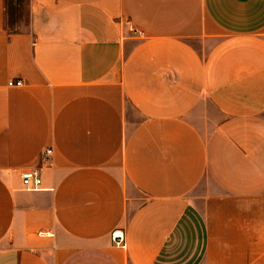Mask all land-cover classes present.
Instances as JSON below:
<instances>
[{"label": "crops", "instance_id": "0c3cea01", "mask_svg": "<svg viewBox=\"0 0 264 264\" xmlns=\"http://www.w3.org/2000/svg\"><path fill=\"white\" fill-rule=\"evenodd\" d=\"M23 2L13 27L0 0V264H264V0Z\"/></svg>", "mask_w": 264, "mask_h": 264}, {"label": "built area", "instance_id": "2783aa9c", "mask_svg": "<svg viewBox=\"0 0 264 264\" xmlns=\"http://www.w3.org/2000/svg\"><path fill=\"white\" fill-rule=\"evenodd\" d=\"M8 84L9 85H22L23 81L22 79H16V80L12 79L8 81ZM51 151L52 149H47L45 151V154H50ZM21 176H22V182L26 188L34 189V188L40 187L41 182H42L40 169L38 168L24 169L21 172ZM111 236H112V240L117 244L124 242V233H123V230L120 228L114 229L111 233Z\"/></svg>", "mask_w": 264, "mask_h": 264}, {"label": "rangeland", "instance_id": "374dc122", "mask_svg": "<svg viewBox=\"0 0 264 264\" xmlns=\"http://www.w3.org/2000/svg\"><path fill=\"white\" fill-rule=\"evenodd\" d=\"M9 0L8 3V14H7V23L10 26L16 27V23L18 21V16L23 20L27 15V5L23 0ZM20 5V7L18 6ZM18 8V9H17ZM20 13V15H19Z\"/></svg>", "mask_w": 264, "mask_h": 264}, {"label": "trees", "instance_id": "16d2710c", "mask_svg": "<svg viewBox=\"0 0 264 264\" xmlns=\"http://www.w3.org/2000/svg\"><path fill=\"white\" fill-rule=\"evenodd\" d=\"M20 1V0H19ZM19 1H17V3H19Z\"/></svg>", "mask_w": 264, "mask_h": 264}]
</instances>
